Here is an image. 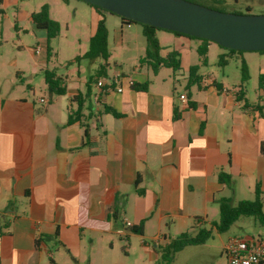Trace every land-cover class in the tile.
<instances>
[{
  "label": "crops",
  "instance_id": "obj_1",
  "mask_svg": "<svg viewBox=\"0 0 264 264\" xmlns=\"http://www.w3.org/2000/svg\"><path fill=\"white\" fill-rule=\"evenodd\" d=\"M59 3L69 4L0 0V264H122L114 253L121 249L127 256L133 242L146 264L181 233L205 226L216 232L222 198L251 201L258 190L264 211V93L258 90L250 100L244 91L248 107L243 108L237 100L239 74L229 80L227 65L220 77L206 74L208 54L219 48L215 43L207 45L198 84L187 81L189 68L200 65L202 42L156 31L160 57L179 55L176 72L140 65L145 41L129 75L112 76L121 78L120 93L114 86L97 88L98 81L110 84L107 70L97 80H82L76 69L75 80L62 77L65 95L34 96L22 75L48 70L49 59L45 31L35 28L30 16L47 5L53 20ZM88 8L90 39L98 21L107 20L105 13ZM131 26L119 21L120 41ZM25 52L32 59L28 67L19 60ZM249 54L239 56L246 65ZM260 73L264 69H257L256 80ZM131 83L147 87L134 89ZM87 92L82 120L67 125L78 107L72 98ZM103 106L120 116L103 113ZM219 173L229 176V186L218 181ZM217 235L177 254L190 250L187 264H227L222 250L234 236ZM248 237L255 236L240 238Z\"/></svg>",
  "mask_w": 264,
  "mask_h": 264
},
{
  "label": "rangeland",
  "instance_id": "obj_2",
  "mask_svg": "<svg viewBox=\"0 0 264 264\" xmlns=\"http://www.w3.org/2000/svg\"><path fill=\"white\" fill-rule=\"evenodd\" d=\"M219 1L221 2L219 4L201 3V6H208L213 10L224 13L240 14H246V9L248 8L250 10L248 14L250 15H264V0ZM68 2L69 4L67 6L59 3L57 8L53 9L51 12L53 20L59 21L60 30L58 36L49 41L51 56L49 58L47 69L54 70L57 75L63 78H68L72 81L78 76L76 69L79 71L80 79L87 80L90 76L94 78L98 67L104 65L103 60L96 59L90 61L79 59L77 62L75 60L76 57H81L88 49V39L90 36L89 25L91 22L90 10L87 4L79 0H69ZM105 15L107 20L105 22V27L108 35L107 49L109 54L106 79L110 82L115 71L129 75L132 67L138 65V59H135V55L140 54V56H142L145 38L140 35L141 27L134 24L127 32L126 29L123 30L125 32L122 41H120L119 18L114 15L110 16L107 13H105ZM216 51H218V54H223L228 61L225 69H227L229 80L233 79L231 78L233 77V74L236 76L239 74L240 79L238 78L236 81L238 83V81L241 80V63L244 62L239 57L241 55L240 53L230 54L228 51L220 48H218V50H212L208 54V64L203 70L208 72L206 74L216 72L220 77L222 68L217 65L218 58L215 55ZM249 53L251 54L247 56V65L244 63L248 71L249 79L243 84V89L246 93L247 99L255 100L258 91L255 76L258 68L264 69V54L257 52ZM19 60L24 67H28L32 62L31 56L26 52L21 55ZM22 77L25 83L31 85L35 97H48L42 69L36 68L35 74H33L32 70L27 71L23 73ZM29 77L32 79L28 80ZM73 106L75 107V102H73ZM238 201L239 199H234L232 204L235 205ZM252 221L253 220L249 217H241L231 225L227 232L220 236L227 238L229 236L243 237L247 234H254L256 237V234H259L264 239V227L259 226L258 224H253ZM205 228L210 229L209 226H205ZM190 233L196 234L197 231H190ZM217 238V233L212 232V238L209 240V243ZM117 251L118 252H115L114 255L116 258L121 259L122 264H142L144 262L143 260H146L144 257H140L138 245L135 242L130 246L127 256L122 254L121 249H118ZM189 251L190 250H185V252L177 254L175 260L171 264H187ZM158 260L159 258L157 257L153 262L147 261L146 264H157Z\"/></svg>",
  "mask_w": 264,
  "mask_h": 264
},
{
  "label": "trees",
  "instance_id": "obj_3",
  "mask_svg": "<svg viewBox=\"0 0 264 264\" xmlns=\"http://www.w3.org/2000/svg\"><path fill=\"white\" fill-rule=\"evenodd\" d=\"M63 3H68L69 0H60ZM189 2H193L199 5L201 3H210V4H219L221 3L219 0H186ZM92 7L98 13H107L108 11L99 9L94 6L87 5ZM208 7V6H207ZM210 8V7H208ZM212 9V8H210ZM249 9H246V12L249 13ZM240 14V13H235ZM112 15V14H111ZM115 16V15H114ZM31 21L35 28L44 30L46 35L47 42V60L51 56V49L49 47V41L56 38L59 34L60 26L57 22L51 20L48 14L47 5H43L37 12L31 14ZM118 17V16H116ZM121 25L129 26V25H139L142 29L143 37L146 41V50L145 55L142 59H140L139 64H148L152 67L153 72L159 68L160 65L165 66L171 69L173 72L179 70L180 62L179 55L176 52L169 53L165 58H161L159 55L160 47L158 41L155 38L156 31H165L168 33H172L178 36H184L190 39H195L202 42L197 48V53L200 59V65H194L189 68V76L187 85L191 86L193 84H198L200 78L198 77V71L200 66H206V54H207V45L211 43L207 40L198 39L191 36H185L176 32L166 31L162 29H157L154 27L136 24L130 20H126L118 17ZM218 46V45H217ZM219 47V46H218ZM222 50L228 51L230 54L235 53H244L242 51H233L219 47ZM262 53L264 52H257ZM109 58L108 50H107V29L105 27V23L103 20L98 21L96 30L94 35L89 39L88 49L81 56L76 57V61L80 60H94L101 59L105 63L103 66L99 68V73L94 77L96 80L105 75V70L107 68L106 61ZM228 61L225 56L218 57V67L223 68L227 65ZM241 80H240V92L237 95V100L243 102V108L248 107L246 100L244 99V89L243 84L248 81V71L245 67L244 62L241 63ZM44 84L46 87V91L50 96H62L66 93V86L64 84L63 78L55 73L54 70H44L43 72ZM95 80V81H96ZM131 88L144 90L147 87V84L138 85L135 83H131ZM257 88L259 91L264 93V73H260L257 78ZM90 94L87 92L85 95H79L72 98V101L78 102L77 109L70 113L67 118V125L80 122L83 118L82 116V108L85 102L89 99ZM99 102V98L97 100ZM255 109L260 110L258 105L254 106ZM103 113H108L113 115L114 117H119L120 115L116 113L112 108L103 106ZM84 139H88V131L87 127H84ZM218 181L220 183L225 184L226 186L230 185V178L228 175L224 173H219ZM115 217V216H113ZM240 217H249L252 218L256 223L260 226L264 227V211L262 208V201L260 198V192L255 190V197L251 201H239L237 204L233 205L230 199L222 198L218 201V221L213 224L215 230L219 234H223L229 230L231 225H233ZM131 232L140 234V228H132ZM211 230H206L205 228H199L196 235H191L190 233H181L175 238L171 239L170 242L158 249L159 253V261L157 264H171L174 259V256L187 247L199 246L205 244L211 238Z\"/></svg>",
  "mask_w": 264,
  "mask_h": 264
},
{
  "label": "water",
  "instance_id": "obj_4",
  "mask_svg": "<svg viewBox=\"0 0 264 264\" xmlns=\"http://www.w3.org/2000/svg\"><path fill=\"white\" fill-rule=\"evenodd\" d=\"M136 24L242 52H264V15L224 13L186 0H79Z\"/></svg>",
  "mask_w": 264,
  "mask_h": 264
},
{
  "label": "built area",
  "instance_id": "obj_5",
  "mask_svg": "<svg viewBox=\"0 0 264 264\" xmlns=\"http://www.w3.org/2000/svg\"><path fill=\"white\" fill-rule=\"evenodd\" d=\"M40 48L36 49V53L40 52ZM120 76L115 75L111 78L110 84H104L103 81H98L96 86L101 89L111 90L110 87L114 86L116 92H122L120 86ZM184 102L185 96H180ZM125 227H131L129 222L124 223ZM123 229L117 230L118 235H123ZM222 254L226 259L227 264H264V239L259 237H232L223 247Z\"/></svg>",
  "mask_w": 264,
  "mask_h": 264
}]
</instances>
